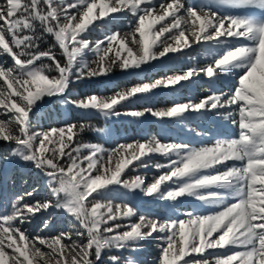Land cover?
Returning a JSON list of instances; mask_svg holds the SVG:
<instances>
[{
    "label": "trees",
    "instance_id": "trees-1",
    "mask_svg": "<svg viewBox=\"0 0 264 264\" xmlns=\"http://www.w3.org/2000/svg\"><path fill=\"white\" fill-rule=\"evenodd\" d=\"M104 1L19 0L11 15L16 25L8 44L20 65L13 71L29 100L13 95L15 106L35 109L29 111L23 128L19 115L2 130L8 139L0 140V217L29 235L54 238L64 254L65 242L80 233L89 244V264H156L162 257L164 264L175 258V264H181L180 223L191 208L185 184L173 177L181 164L161 165L168 159L149 151V135L135 118H143L147 128L155 130L157 143H184L178 134L186 139L187 128L195 129L190 119L175 113L165 124L149 113L174 111L192 101L195 85L186 80L195 54L174 49L173 39L168 41L170 26L161 24L167 30L154 43L150 57L126 67L118 51L127 36V15L133 13L107 12L99 18ZM112 3L105 5L111 8ZM149 89H153L150 95L134 97ZM53 91L63 95L50 100ZM99 106H109L106 112L120 111L109 138L96 132L109 122L95 111ZM199 122L203 126L208 121ZM23 132L29 144L21 141ZM14 133L19 135L16 141ZM154 168L164 177L170 171L168 188L178 194L186 191L184 197L171 201L167 189L160 201L145 200L142 193L129 189L149 179L144 174L155 172ZM73 184L82 200V205L76 202L81 225L55 209H42L53 202L51 188L59 191L63 203ZM156 224L166 225L163 236ZM7 264L27 263L8 254Z\"/></svg>",
    "mask_w": 264,
    "mask_h": 264
},
{
    "label": "rangeland",
    "instance_id": "rangeland-1",
    "mask_svg": "<svg viewBox=\"0 0 264 264\" xmlns=\"http://www.w3.org/2000/svg\"><path fill=\"white\" fill-rule=\"evenodd\" d=\"M247 1L264 6V0H107L97 15L101 18L107 12L133 13L127 15V36L118 51L126 67L150 57L154 43L167 30L161 24L170 26L168 41L173 39L174 49H190L195 54L191 74L186 76V82L195 85L192 101L174 111L149 113L165 124L171 114L186 116L195 125L194 130L187 128V140L178 134L182 145L164 146L157 143L155 130H149L143 118H135L149 135V151L168 159L160 164L172 168L181 164L173 177L185 184L191 203V208L185 210L186 220L180 223L184 248L179 254L184 260L181 264H264V12ZM18 2L0 0V140L8 139L2 130L10 120L20 115L23 128L29 111L35 109L16 107L13 98L18 94L28 100L17 85L13 70L20 65L8 44L16 25L11 15ZM109 2H113L111 8L105 5ZM58 29L65 46V35ZM152 90L134 97L148 96ZM62 95L53 91L50 99ZM107 108H94L110 122L96 131L104 138L112 135L120 112H106ZM201 119L208 122L201 126ZM13 137L16 141L19 135L14 133ZM21 141L29 144L25 132ZM148 165L150 162L145 164ZM154 169L144 174L149 179L144 177L143 184L140 181L129 189L142 193L145 200L160 201L167 189V199L171 201L184 197L186 191L179 195L175 188H168L170 171L164 177ZM72 188V193L64 195L63 203L59 191L51 188L53 202L42 205V209H55L81 225L78 207L82 201L74 184ZM83 219L87 221L85 212ZM156 225L163 236L166 225ZM73 235L72 241L64 244V254L54 238L29 235L12 220L0 217V264H7L8 254L23 257L27 264H89L88 241L78 232ZM102 254L103 251L99 258ZM177 259H171L170 264ZM164 263V257L156 262Z\"/></svg>",
    "mask_w": 264,
    "mask_h": 264
},
{
    "label": "water",
    "instance_id": "water-1",
    "mask_svg": "<svg viewBox=\"0 0 264 264\" xmlns=\"http://www.w3.org/2000/svg\"><path fill=\"white\" fill-rule=\"evenodd\" d=\"M59 28V26H57ZM32 153H33V150H32Z\"/></svg>",
    "mask_w": 264,
    "mask_h": 264
}]
</instances>
